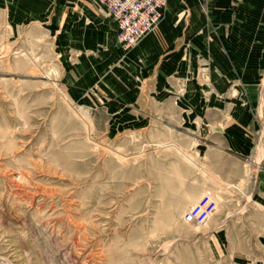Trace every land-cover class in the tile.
I'll list each match as a JSON object with an SVG mask.
<instances>
[{
    "label": "rangeland",
    "instance_id": "obj_1",
    "mask_svg": "<svg viewBox=\"0 0 264 264\" xmlns=\"http://www.w3.org/2000/svg\"><path fill=\"white\" fill-rule=\"evenodd\" d=\"M171 1L0 0V264H264V0Z\"/></svg>",
    "mask_w": 264,
    "mask_h": 264
},
{
    "label": "built area",
    "instance_id": "obj_2",
    "mask_svg": "<svg viewBox=\"0 0 264 264\" xmlns=\"http://www.w3.org/2000/svg\"><path fill=\"white\" fill-rule=\"evenodd\" d=\"M117 24V42L134 47L161 21L169 0H98Z\"/></svg>",
    "mask_w": 264,
    "mask_h": 264
},
{
    "label": "crops",
    "instance_id": "obj_3",
    "mask_svg": "<svg viewBox=\"0 0 264 264\" xmlns=\"http://www.w3.org/2000/svg\"><path fill=\"white\" fill-rule=\"evenodd\" d=\"M186 2L187 3H184V4H186V8L190 9V7H191L192 8L191 9L192 12L193 13H194V11L196 12V9L194 7L195 6V0H187ZM218 2H219V4L216 5V6H213V8L211 9V11H210L211 12L210 13L211 16L214 14V8L223 6V7H221V9H222L221 11H224L223 9L225 8L224 7L225 4L229 5V0H218ZM245 2L248 3V4H245L244 6H241V7L244 8V11H247V7L252 8V5L256 4V0H245ZM180 3L181 2L179 0H172L169 3L171 10H175V9H177V7L181 8L183 4L180 5ZM241 7H240V9L243 10V8H241ZM241 10H239V11H241ZM215 11H216V9H215ZM219 11H220V9H219ZM113 22H114V20H113ZM115 25H116V38H117L118 28H117V24L116 23H115ZM187 27L195 28L196 27L195 21H193L192 24H189ZM116 41H117V39H116ZM171 41H172V43H175L177 45L180 44V38H171ZM248 44H252V41H248ZM179 54H181V53H179ZM179 54H177V56H176L177 58L179 57ZM259 179L261 181H259ZM258 181H259V184H260L259 191L261 192L260 198H261L262 202L264 203V179H263V176H261L260 174H258Z\"/></svg>",
    "mask_w": 264,
    "mask_h": 264
}]
</instances>
